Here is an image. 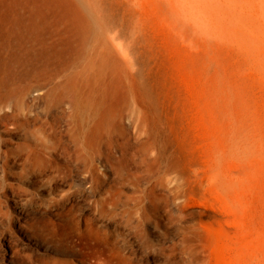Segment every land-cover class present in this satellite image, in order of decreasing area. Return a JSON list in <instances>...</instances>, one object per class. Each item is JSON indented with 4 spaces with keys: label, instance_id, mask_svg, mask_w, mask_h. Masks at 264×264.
<instances>
[{
    "label": "rangeland",
    "instance_id": "1",
    "mask_svg": "<svg viewBox=\"0 0 264 264\" xmlns=\"http://www.w3.org/2000/svg\"><path fill=\"white\" fill-rule=\"evenodd\" d=\"M259 31L247 30L253 41L244 47L209 43L204 67L190 51L187 127L155 107L143 115L151 135L138 137L123 110L77 154L68 122L41 110L33 86L1 104L0 264H264V140L254 159L235 163L218 130L230 127L232 114L264 128ZM210 151L221 153L228 173L250 169L251 186L230 193L234 207L225 192L214 193Z\"/></svg>",
    "mask_w": 264,
    "mask_h": 264
},
{
    "label": "bare ground",
    "instance_id": "2",
    "mask_svg": "<svg viewBox=\"0 0 264 264\" xmlns=\"http://www.w3.org/2000/svg\"><path fill=\"white\" fill-rule=\"evenodd\" d=\"M258 9L264 13V0H0V105L33 86L41 110L68 122L77 154L88 152L123 110L134 118L138 137L151 135L143 115L155 107L167 122L187 127L190 51L204 67L211 62L209 43L232 39L244 47L253 41L247 30H260L264 60V14L257 16ZM250 59L243 57L247 65ZM201 110L211 122L214 113ZM230 121L229 128L218 127L221 151L235 163L254 159L264 128L255 131L234 114ZM151 137L150 155L157 149ZM222 161L219 151H210L208 175L214 193L225 192L234 207L230 193L251 186L250 169L231 174Z\"/></svg>",
    "mask_w": 264,
    "mask_h": 264
}]
</instances>
